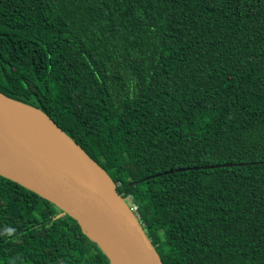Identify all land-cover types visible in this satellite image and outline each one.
I'll list each match as a JSON object with an SVG mask.
<instances>
[{"label": "trees", "instance_id": "1", "mask_svg": "<svg viewBox=\"0 0 264 264\" xmlns=\"http://www.w3.org/2000/svg\"><path fill=\"white\" fill-rule=\"evenodd\" d=\"M0 93L108 174L163 264H264V0H0ZM59 214L0 177V264H109Z\"/></svg>", "mask_w": 264, "mask_h": 264}, {"label": "water", "instance_id": "2", "mask_svg": "<svg viewBox=\"0 0 264 264\" xmlns=\"http://www.w3.org/2000/svg\"><path fill=\"white\" fill-rule=\"evenodd\" d=\"M25 125L54 136L82 171L44 155ZM0 177L52 204L60 211L56 219H73L109 264H163L108 174L45 113L1 93Z\"/></svg>", "mask_w": 264, "mask_h": 264}, {"label": "bare ground", "instance_id": "3", "mask_svg": "<svg viewBox=\"0 0 264 264\" xmlns=\"http://www.w3.org/2000/svg\"><path fill=\"white\" fill-rule=\"evenodd\" d=\"M27 118L26 117H22ZM27 128V135L32 140L35 139V141L38 143V145L41 147H37L44 155L49 157L51 160H54L56 162L60 163H67L71 167L75 168L76 170L82 171L80 165L77 162L72 163L69 158L57 142V140L52 136L50 133H48L46 130L43 129L42 133H34L33 130L28 126L25 125ZM101 168V167H100ZM134 215V214H133ZM135 216V215H134ZM139 218V217H138ZM139 221V219H138ZM140 223V221H139ZM141 224V223H140Z\"/></svg>", "mask_w": 264, "mask_h": 264}, {"label": "built area", "instance_id": "4", "mask_svg": "<svg viewBox=\"0 0 264 264\" xmlns=\"http://www.w3.org/2000/svg\"><path fill=\"white\" fill-rule=\"evenodd\" d=\"M131 203V202H130ZM132 204V203H131ZM128 207H129V209L131 210V212L135 215V217L138 219V211H139V209H138V207H137V205H128Z\"/></svg>", "mask_w": 264, "mask_h": 264}, {"label": "rangeland", "instance_id": "5", "mask_svg": "<svg viewBox=\"0 0 264 264\" xmlns=\"http://www.w3.org/2000/svg\"><path fill=\"white\" fill-rule=\"evenodd\" d=\"M126 204L129 205L127 201H126Z\"/></svg>", "mask_w": 264, "mask_h": 264}]
</instances>
